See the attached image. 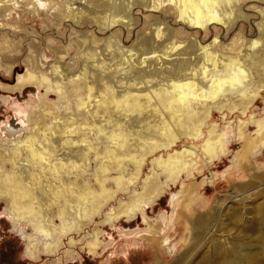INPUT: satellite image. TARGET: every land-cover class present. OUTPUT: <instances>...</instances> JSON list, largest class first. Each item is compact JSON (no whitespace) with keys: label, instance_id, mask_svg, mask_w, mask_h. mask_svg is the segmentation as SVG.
Masks as SVG:
<instances>
[{"label":"rangeland","instance_id":"rangeland-1","mask_svg":"<svg viewBox=\"0 0 264 264\" xmlns=\"http://www.w3.org/2000/svg\"><path fill=\"white\" fill-rule=\"evenodd\" d=\"M85 3L84 0H0V148L5 146L14 151L13 140L27 134L25 128L29 117L42 118L52 111V117H67L68 121L75 119L65 108L66 100L55 90V81L69 87L71 77L65 73L71 76L80 73L88 58L90 61L100 59V64L114 69L122 51L133 48L139 36L151 33L152 23L159 14L172 15V18L166 17L181 32L177 34V40L182 48L188 43L185 29L175 20L177 15L171 4L161 6L157 11L133 6L130 17L134 18V23L124 28L118 24H100L94 18L100 13L89 15L87 5H82ZM238 5L248 17L245 21L235 22L230 34L219 26L189 33L204 43L218 37L221 41L218 44L222 46L220 54H229L224 44L230 43L232 37L241 31L245 33L241 38L258 37L256 22L262 20L264 23V0H238ZM107 39H112L108 44L114 54L104 51ZM263 50L254 57L258 58L254 63L240 55L245 68L250 67L252 92L260 93L245 114L240 109L214 110L199 139L186 135V129L168 119L169 131L179 136L176 144L170 150L158 149L146 157V162L140 167V177L127 183L131 191L140 190L144 179L152 178L151 174L154 176L150 185L161 193L143 205L145 215L138 210L130 217L125 215L113 222H104L105 213L120 202V206H125L131 194L119 189L116 200L107 203L99 215L92 217L93 220H84L80 233L73 232L64 237L56 253L47 254L42 252L45 237L35 230L30 220L22 223L14 219L8 203L0 199V264H233L238 260H242L239 264H264V134H257L256 123L264 121ZM85 53H88L86 57ZM220 58L222 65L226 58ZM57 69L62 72L58 74ZM27 72L36 73L40 79L26 82L24 78L20 83L18 76ZM103 89L96 86L94 92ZM68 92L75 107L78 91L70 88ZM242 98L233 97L231 101L238 105L246 104ZM142 117H150L147 122L157 124L155 135L160 138L164 133L160 115L155 116L150 111L144 112ZM22 119L25 124L21 123ZM215 123L218 132H225L226 153L211 159L202 150V144ZM100 125L105 132L113 130L105 123ZM127 126L133 136L125 149L140 152L145 141L138 135L142 138L150 133L147 124L136 120ZM242 130L255 140L251 147H247V139L240 137ZM97 136H103V133L91 131L81 135L80 139ZM150 142L154 143L155 139ZM184 148L197 153L193 171H178L175 178L159 168L153 170L154 156L163 154L167 158L168 152ZM97 164L93 158L86 163L84 183H89L96 195L113 194L116 187L114 179L119 176L117 167L110 171L102 186L93 174ZM7 167L10 169V165ZM125 171L128 174L135 171L132 163ZM47 210L53 217L58 207ZM200 218L202 222H199ZM53 221L60 224L58 217ZM94 231L98 235V243L92 253L89 252V244ZM73 237L75 240L70 243ZM29 240L37 243L40 254L36 259L28 253Z\"/></svg>","mask_w":264,"mask_h":264},{"label":"bare ground","instance_id":"bare-ground-1","mask_svg":"<svg viewBox=\"0 0 264 264\" xmlns=\"http://www.w3.org/2000/svg\"><path fill=\"white\" fill-rule=\"evenodd\" d=\"M84 1L86 3L82 5H87L89 15L93 12L100 13L94 17L97 22L113 26L118 24L124 28L134 23V18L130 17L133 6L157 11L159 7L171 4L177 15L175 20L185 29L188 43L182 48L177 40L179 31L167 18L173 16L159 14L152 23L151 33L139 36L133 48L122 51L114 69L100 64V59L90 61L87 57L80 73L73 76L65 73L71 77L69 87L59 80L55 81V90L66 100L65 108L75 119L68 121L67 117H52V111H48L42 118L29 117L25 128L27 134L13 140L14 151L5 146L0 148V199L8 203L14 219L22 223L30 220L35 230L45 237L42 252L47 254L56 253L63 244L64 237L73 232L80 233L84 220L99 215L107 203L116 200L119 189L131 194L125 206H120L119 201L117 207L112 206L105 213L104 222H113L125 215L130 217L138 210L144 214L143 205L153 201L161 193L150 185L154 176L151 174L152 178H145L140 190L131 191L127 183L140 177V167L146 162V157L158 149L170 150L176 144L179 136L169 131L168 119L186 129V135L199 139L214 110L223 112L226 108L231 111L240 109L245 114L260 94L252 92L250 67L245 68L240 55H245L252 63L258 59L254 57H258L259 52L264 49L262 20L255 25L258 37L241 38L245 35L241 31L242 33L232 37L230 43L224 44L229 49V54H220L219 48L222 46L218 44H221L218 37L204 43L189 33L208 31L213 26H219L223 27L226 34H230L235 22L245 21L248 17L239 9L238 0H129L128 3L125 0ZM111 41L112 39H107L104 51L114 54L113 49H109L108 43ZM87 54H84L85 57ZM220 56L226 58L222 65ZM56 72L60 74L62 71L57 69ZM24 78L26 82L40 79L33 72L19 75L20 83ZM96 86H102L103 91L94 92ZM70 88L78 91L75 107L68 92ZM237 96L243 97L247 103L238 105L231 101ZM19 111L22 112L21 109ZM150 111L163 119L164 133L160 138L155 135L157 124L147 122L150 117H142L144 112ZM136 120L147 124L150 132L142 138L138 135V138L145 141L140 152L125 149L133 136L127 124ZM21 123L25 124V120L22 119ZM101 123L113 130L103 131ZM256 123L257 134L263 135L264 121ZM91 131L103 133V136L80 139L81 135L85 136ZM208 134L202 150L211 159L220 158L226 153L225 132H218L215 123ZM240 137L248 140L247 147L255 142L243 130ZM151 139H155V142L149 143ZM195 154L197 153L193 150L184 148L168 152L167 158L163 154L154 156L153 170L159 168L176 178L178 171L194 170L197 162ZM92 158L98 161L93 174L102 186L109 178L110 171L117 167L119 176L114 179L116 187L114 191H108H113V194L96 195L91 185L84 183V169H87L86 163ZM130 163L135 171L128 174L125 169ZM54 206L58 210L52 217L47 209H53ZM54 217L60 220L59 225L54 223ZM198 220L202 222L203 219ZM91 239L89 252L94 253L98 243L96 231ZM74 240V237L71 238L70 243ZM27 249L33 259L40 254L37 243L30 240Z\"/></svg>","mask_w":264,"mask_h":264}]
</instances>
